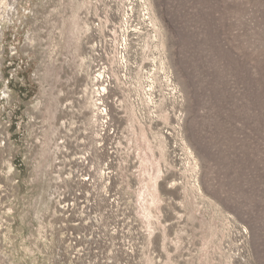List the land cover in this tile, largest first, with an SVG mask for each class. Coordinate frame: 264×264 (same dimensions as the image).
Masks as SVG:
<instances>
[{"label":"rangeland","instance_id":"obj_1","mask_svg":"<svg viewBox=\"0 0 264 264\" xmlns=\"http://www.w3.org/2000/svg\"><path fill=\"white\" fill-rule=\"evenodd\" d=\"M0 264H264V0H0Z\"/></svg>","mask_w":264,"mask_h":264},{"label":"built area","instance_id":"obj_2","mask_svg":"<svg viewBox=\"0 0 264 264\" xmlns=\"http://www.w3.org/2000/svg\"><path fill=\"white\" fill-rule=\"evenodd\" d=\"M139 5H142V9L144 10L142 12V18L147 22L149 27H151V23H150L149 17H148L149 15L147 14L148 11H147L146 7L144 6L143 3H141V4L139 3ZM132 10H133V7H132ZM132 10L131 9L128 10L129 14L125 15V17L123 18V21H124V19H128V21L130 20V18H131L130 13H132ZM132 32H133V30H132ZM101 43L102 42L100 40L93 42V44L91 46L90 58H91V61H93V65H94L93 66L94 67L93 74H91L93 76L92 80L95 82L96 86L98 84L102 83L101 85H99V87L97 86V91L102 96L105 93L104 92L105 88L108 86V84H107L108 81H106V80H108V76L106 74L108 71V68L105 66V63H104V55H103V51L101 48ZM123 50H124V44L122 43L120 46L118 45L117 54H118L119 65H121L122 67H125Z\"/></svg>","mask_w":264,"mask_h":264},{"label":"bare ground","instance_id":"obj_3","mask_svg":"<svg viewBox=\"0 0 264 264\" xmlns=\"http://www.w3.org/2000/svg\"><path fill=\"white\" fill-rule=\"evenodd\" d=\"M1 2H2V0H1ZM1 7H3V6L1 5ZM101 84H102V83H101ZM101 84H98L97 86L99 87V85H101ZM100 92H101V91H100ZM99 95H101V94H99V93L96 94V97H97V98H100L101 96H99ZM95 107H96V106H95ZM83 181H85V180H83ZM75 199H76V198H74L73 201H75Z\"/></svg>","mask_w":264,"mask_h":264}]
</instances>
